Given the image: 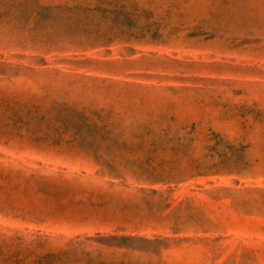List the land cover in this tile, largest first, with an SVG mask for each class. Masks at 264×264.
Returning <instances> with one entry per match:
<instances>
[{"label": "rangeland", "instance_id": "rangeland-1", "mask_svg": "<svg viewBox=\"0 0 264 264\" xmlns=\"http://www.w3.org/2000/svg\"><path fill=\"white\" fill-rule=\"evenodd\" d=\"M26 245L264 264V0H0V264Z\"/></svg>", "mask_w": 264, "mask_h": 264}, {"label": "trees", "instance_id": "trees-1", "mask_svg": "<svg viewBox=\"0 0 264 264\" xmlns=\"http://www.w3.org/2000/svg\"><path fill=\"white\" fill-rule=\"evenodd\" d=\"M73 242H68V246H71ZM70 250H62L57 252H46L41 255H32V250L29 248V245H26L24 250L19 247H15L14 250L9 255V261L3 264H53L58 257H62ZM30 256H33V259L27 260Z\"/></svg>", "mask_w": 264, "mask_h": 264}]
</instances>
